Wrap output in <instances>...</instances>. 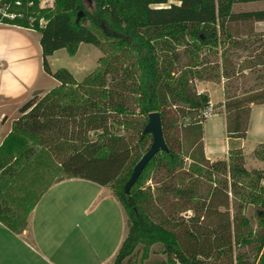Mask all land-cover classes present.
<instances>
[{"label":"trees","instance_id":"trees-1","mask_svg":"<svg viewBox=\"0 0 264 264\" xmlns=\"http://www.w3.org/2000/svg\"><path fill=\"white\" fill-rule=\"evenodd\" d=\"M242 1L248 0H53L50 9L33 6L32 14L46 20L35 27L41 66L58 84L20 105L0 142V222L21 232L29 210L51 183L77 177L108 187L124 210L126 234L110 264H128L134 257L141 264L153 244L166 264H231L208 261L231 252L232 242L251 244L254 251L251 261L235 254L233 264H264V167L246 169L239 148L230 149L226 160L206 159L202 121L194 118L209 100L195 90L194 80L228 81L222 105L231 137L244 135L249 105L264 102V32L252 30L254 22H264V9L231 10ZM0 22L27 26L25 19ZM239 27H247L244 38ZM80 42L103 53L91 72L77 81L63 67L49 69L47 55L61 48L72 55ZM207 53L216 60H205ZM244 68L253 76L251 84ZM153 111L159 114L166 150L146 162L124 194L133 165L151 141L142 129ZM178 122L187 126L199 151V159L189 157L186 169L173 133ZM253 156L264 163V140ZM214 174L224 176V193L252 206L254 229L239 213L240 203L231 219L217 209L223 204L212 203L215 186L201 196L198 179L211 182ZM148 179L156 186L154 195L143 187ZM167 196L174 201L153 218L150 201ZM209 213L215 222L203 224Z\"/></svg>","mask_w":264,"mask_h":264},{"label":"crops","instance_id":"crops-1","mask_svg":"<svg viewBox=\"0 0 264 264\" xmlns=\"http://www.w3.org/2000/svg\"><path fill=\"white\" fill-rule=\"evenodd\" d=\"M236 3L248 5L238 11L264 9V0L232 5ZM246 30L247 27H239L242 38ZM252 30L264 32V22H254ZM57 50L46 56L50 70L54 69L49 66V60ZM245 71L249 69L244 68ZM238 80L230 83L236 84ZM193 83L197 92L206 93L215 106L222 108L225 130L222 103L224 91L229 89L226 78ZM57 84L42 69L38 31L0 22V142L18 116L19 106L33 94L41 95ZM211 90L217 94L215 100L211 98ZM263 103H251L249 112L251 107ZM246 134L245 129L242 137H231L225 131L221 157L207 152L201 138L204 157L209 161L226 160L230 149L239 148L244 161L249 159L255 146L263 142L260 137H264V123L258 129L257 138L247 144ZM259 162L251 167L263 168V162ZM125 234L124 210L108 187L82 178L65 177L43 191L29 210L21 232L14 233L0 222V264H110Z\"/></svg>","mask_w":264,"mask_h":264},{"label":"rangeland","instance_id":"rangeland-1","mask_svg":"<svg viewBox=\"0 0 264 264\" xmlns=\"http://www.w3.org/2000/svg\"><path fill=\"white\" fill-rule=\"evenodd\" d=\"M248 8L247 4L242 3H236L232 5L233 11H238ZM218 54V53H217ZM103 53L94 45L89 43H83L80 42L77 46L76 52L72 55H68L66 51L61 48L58 49L53 56L49 60V66L53 69L63 67L67 69L74 77L75 80L79 81L84 77L86 74L91 72L97 65H98V58L101 57ZM201 55L203 56V51L201 52ZM205 60L212 63L216 60V55L213 54H204ZM184 60V57H182ZM218 59V58H217ZM245 74L246 83L251 84L252 83V74L248 71L243 72ZM217 80V79H216ZM221 81V80H220ZM240 80H238L239 82ZM217 94L214 93V91L211 90V98L212 100L216 99ZM130 107L133 109L134 105L130 104ZM220 111H222V108L218 107L216 105L215 112L207 119L202 121L201 123V134H202V140L204 142V146L207 150V152H213L217 157H221L222 149L224 147V143L226 141L225 139V130H224V120L223 116L221 115ZM135 118V116H133ZM179 123V127L175 128L173 133L178 138V141L180 143V153L182 156H184L183 160V167L186 169L188 168V165L191 163V160L189 157H193L195 159H199V151L197 146L193 145V142L191 143V140L193 139L192 136H190L189 133H187V130L185 129L187 126H183L181 122ZM264 123V103L258 104L253 107H251L249 112V117L247 121V134L245 138V144L252 142L254 139L257 138V132L259 127ZM177 125V124H176ZM120 133L126 135L128 132L125 130H120ZM263 136V135H262ZM260 139L263 141L264 137H260ZM257 146V145H256ZM255 146V148H256ZM254 156H250L249 159H245L244 164L245 168L250 170L254 169L251 166H257L260 162L257 158ZM251 159V160H250ZM261 167H264V163L261 164ZM260 169V168H255ZM57 176H59L57 174ZM224 178V176L220 174H214V176L210 177V181L208 182L205 180V178L198 179L199 181V193L201 196L205 193L206 189H210L215 186L216 190L215 193V201H219L223 205L217 206V209L219 211H224L232 218V215L236 213V205L240 203V214L249 220V227L251 229L255 228L256 225V219L253 215V208L249 204H244L242 200H240L239 195L233 194L229 191H224L221 188V180ZM153 179H148L143 183V187L149 188V191L151 195L155 194V191H152V187H156L155 184H153ZM211 199V196H210ZM174 200L171 198V196H167L166 200L156 201L157 203H153L150 201L151 204H149V210L150 214L153 218L157 217L155 215L156 210L160 211V213H166L165 207L169 206L170 203H172ZM173 205V204H172ZM160 206V207H158ZM162 209V211H161ZM183 215H189V212H183ZM209 215V216H208ZM206 217L202 220V223H209L213 224L215 222V215L209 213ZM245 230V229H243ZM159 245L153 244L150 249L153 252H150L145 260L142 261L141 264H166L165 263V255L159 252ZM241 253L245 259L248 261H251L254 259V251L252 245H244L240 246L236 243L232 242L231 252H225L220 258H216L215 260H209V263H217L219 260L222 262H230L231 264L234 263V255ZM214 261V262H212ZM137 264V257H134L128 264Z\"/></svg>","mask_w":264,"mask_h":264},{"label":"built area","instance_id":"built-area-1","mask_svg":"<svg viewBox=\"0 0 264 264\" xmlns=\"http://www.w3.org/2000/svg\"><path fill=\"white\" fill-rule=\"evenodd\" d=\"M53 5V0H0V18L7 19H25L27 28L35 29L43 27L45 18L43 16L35 17L30 10L33 6L37 9H50ZM216 110V106L210 100L200 107L194 118L197 121H204L209 118ZM188 117H185L182 122L187 123Z\"/></svg>","mask_w":264,"mask_h":264},{"label":"water","instance_id":"water-1","mask_svg":"<svg viewBox=\"0 0 264 264\" xmlns=\"http://www.w3.org/2000/svg\"><path fill=\"white\" fill-rule=\"evenodd\" d=\"M89 4L91 0H83ZM148 132L151 136V141L147 149L141 154L138 160L133 165L128 178L123 185V193L127 194L130 186L134 183L137 176L143 169L146 162L158 151H165L166 146L163 140L160 117L158 112L153 111L147 114L146 123L142 129V133Z\"/></svg>","mask_w":264,"mask_h":264}]
</instances>
